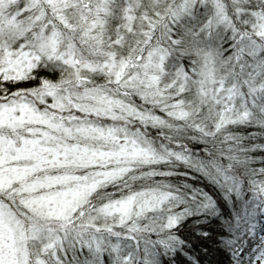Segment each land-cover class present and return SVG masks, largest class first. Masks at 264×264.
<instances>
[{
    "label": "snow or ice",
    "instance_id": "6c2138e0",
    "mask_svg": "<svg viewBox=\"0 0 264 264\" xmlns=\"http://www.w3.org/2000/svg\"><path fill=\"white\" fill-rule=\"evenodd\" d=\"M0 264H264V0H0Z\"/></svg>",
    "mask_w": 264,
    "mask_h": 264
}]
</instances>
